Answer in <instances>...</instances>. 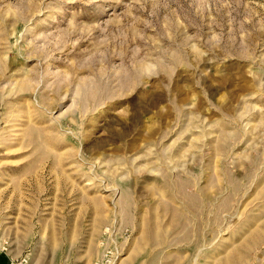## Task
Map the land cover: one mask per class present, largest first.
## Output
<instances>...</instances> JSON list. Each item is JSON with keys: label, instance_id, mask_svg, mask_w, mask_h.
<instances>
[{"label": "rangeland", "instance_id": "rangeland-1", "mask_svg": "<svg viewBox=\"0 0 264 264\" xmlns=\"http://www.w3.org/2000/svg\"><path fill=\"white\" fill-rule=\"evenodd\" d=\"M264 264V0H0V264Z\"/></svg>", "mask_w": 264, "mask_h": 264}, {"label": "built area", "instance_id": "built-area-1", "mask_svg": "<svg viewBox=\"0 0 264 264\" xmlns=\"http://www.w3.org/2000/svg\"><path fill=\"white\" fill-rule=\"evenodd\" d=\"M116 257H97L93 264H114Z\"/></svg>", "mask_w": 264, "mask_h": 264}]
</instances>
